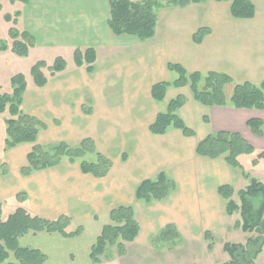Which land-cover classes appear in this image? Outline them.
Segmentation results:
<instances>
[{
	"label": "crops",
	"instance_id": "crops-1",
	"mask_svg": "<svg viewBox=\"0 0 264 264\" xmlns=\"http://www.w3.org/2000/svg\"><path fill=\"white\" fill-rule=\"evenodd\" d=\"M251 1L256 12L249 19L234 18L229 1L162 7L168 15L163 20L158 16L155 35L145 41L112 33L108 26L109 0L10 2L14 7L22 3L25 10L17 11L16 24L20 21L19 30L34 36L35 46L28 56L14 53L9 35L13 26L9 27L8 48H0L3 92H11V78L23 73L12 70L5 74L6 59L16 66L45 47L74 52L77 48L93 47L97 55L92 73L86 65L78 66L75 59L55 75L46 69L48 82L42 87L35 84L31 75V68L39 59L27 61L22 109L45 124L36 143L6 150L8 113L0 114L2 219L23 207L32 215L47 219L70 216L69 230L82 228L76 237L58 232L29 233L19 239L21 246L45 253L43 264H91V248L102 228L110 223L111 211L120 206L132 205L135 216L147 218L144 225L137 219L140 235L129 245L139 241L144 228L161 227L168 220L181 232L196 216H222L223 198L218 188L232 184L231 167L223 156L211 159L198 155L197 144L211 133L228 131L241 134L256 150H264V109L205 106L194 99L189 85L169 87L165 99L158 102L152 96V87L176 78L168 67L170 63L182 65L189 73L222 72L234 84L263 82L264 0ZM201 28L208 32L201 42H195L194 36ZM179 95L187 101L178 112L195 135L187 137L175 128L162 135L152 133L150 126L164 102ZM251 119L263 121L262 136L249 127ZM85 138L93 139L96 149L112 161L106 176L85 174L79 161L68 158L56 166L22 174L35 144L45 147L58 141L76 145ZM254 166L259 167L260 162ZM162 171L174 179L176 189L162 201H138L137 186ZM20 193L26 194L24 201L18 200ZM7 206L13 211L9 212ZM148 216L160 219L152 223Z\"/></svg>",
	"mask_w": 264,
	"mask_h": 264
},
{
	"label": "trees",
	"instance_id": "trees-1",
	"mask_svg": "<svg viewBox=\"0 0 264 264\" xmlns=\"http://www.w3.org/2000/svg\"><path fill=\"white\" fill-rule=\"evenodd\" d=\"M12 2L18 0H11ZM27 2V0H20ZM209 0H168L161 4L160 0H109L110 16L108 26L117 36H135L145 41L156 33L158 10L163 5L184 7L192 3H202ZM218 2H231L230 12L234 18H253L256 12L251 0H216ZM8 22L13 21L10 15H6ZM208 30L201 28L194 36L195 42H201ZM12 39V50L19 56H28L35 46V38L28 31H20L15 27L9 30ZM1 49L8 46L1 45ZM96 50L93 47L76 49L74 53L75 63L78 66H87L89 73L94 71L96 62ZM66 61L62 57L48 66L45 61H36L31 68V75L35 84L42 87L48 82V75H55L66 69ZM170 71H175L178 76L173 81H163L152 87L153 98L161 102L166 97L169 87H184L189 85L193 97L205 106H233L236 108L264 109V81L255 84L249 81L235 84L231 96L226 95L227 85L233 83L232 78L222 72L211 71L202 74L198 71L189 73L180 64H169ZM11 92H3L0 89V114L8 113L5 119L6 137L5 149H11L24 143H36L38 134L45 124L34 116L26 114L22 109L24 94L27 89L26 77L18 73L11 78ZM187 99L179 95L171 99L165 111H160L156 120L150 126L154 134H165L170 128L179 129L187 137L194 136V129L190 128L179 114V109L185 105ZM249 127L259 136L263 135V121L251 119ZM88 152H97L98 161L80 162L81 170L85 174L95 177H104L112 167V161L96 149L93 139H83L78 147H69L62 143L47 150L39 144H35L28 154V165L22 168L23 175H29L34 171L56 166L64 158L71 162L77 161ZM196 153L203 157L217 159L224 157L226 162L236 168H243L240 156L244 154H256L253 164L257 165L264 159V150H256L241 134L219 131L207 135L196 147ZM245 178L250 175L243 172ZM250 184L239 192L240 204L234 199L235 189L232 185L225 184L218 188L219 195L226 201V212L233 215L239 211L242 219L241 228L244 232H256L255 236L248 238L246 244L225 243L224 249L230 256L227 264H254V260L260 255L264 247V183L250 179ZM176 189V183L166 172H160L155 178L143 180L136 189L138 201L151 203L162 201L170 196ZM19 201L26 199L25 193L17 195ZM260 203L256 206V201ZM3 202L0 201V264H43L47 256L39 249L24 247L19 239L29 233L58 232L65 237H76L81 234L82 228L69 230L71 217L61 215L57 219H47L38 215H32L25 208H17L7 219H2ZM141 227L135 216L132 205H124L115 208L110 213V223L105 225L92 246L91 264H105L103 256L109 247H115L119 255L127 251L126 243L133 242L139 236ZM164 232V236L168 234ZM210 235L207 232V236ZM212 247V244L210 245Z\"/></svg>",
	"mask_w": 264,
	"mask_h": 264
},
{
	"label": "rangeland",
	"instance_id": "rangeland-1",
	"mask_svg": "<svg viewBox=\"0 0 264 264\" xmlns=\"http://www.w3.org/2000/svg\"><path fill=\"white\" fill-rule=\"evenodd\" d=\"M160 1L161 4H163L168 0ZM10 2L12 1L0 0V46L9 43L7 34L10 26L17 29H21L22 27L20 21H17L16 24L15 19L19 17L17 11L19 9L24 11L25 9L23 10L21 6L22 3L16 4V7H14ZM163 6L167 7L168 5ZM157 13L161 20L165 19L168 15V13L164 14L161 8ZM4 15H10L13 18L12 22H15L8 23V21L4 19ZM74 53V49L65 48L62 50H54L45 47L33 52L29 59H22V63L16 66L6 59L3 62L5 64V74H9L12 70L22 71L23 73L29 71V68L27 70L25 69L27 61L30 60L36 61L39 59L47 62L46 64L48 65H52L56 58L62 57L68 65L73 62ZM172 72L175 77L178 76L175 71ZM234 86V83L227 85L226 95L228 98L231 96ZM4 89H7V86L4 87ZM167 103L168 102H164L165 106L161 108L162 111L166 110ZM62 143L70 148L78 147L80 144L72 145L67 142L55 141L47 144L45 148L47 150H52V148ZM255 157L256 154L241 155L239 159L243 165L242 169L229 165L232 170L230 177L233 182L231 185L236 188V194L235 197H233L238 204H240L239 192L250 184L251 178H255L261 182L264 181V159L260 160V166L256 168L253 164ZM82 160L96 162L98 161V154L97 152H88L77 161L81 162ZM243 172L249 174L250 179L243 177ZM143 203L147 204L146 202ZM259 203L260 201L257 200L256 206H258ZM221 205L223 207L222 216H196L194 221L188 223V226H186L187 223H185L186 227H183L181 232L175 224L170 223V220L167 221L168 223L165 222V224H162L161 227L155 228L152 226L150 229L144 228V232L139 241L133 245L126 243L127 251L124 255H119L115 247H109L107 253L102 258L103 262L105 264H227L230 261V256L224 249L225 243L246 244L248 238L255 236L256 232H244L241 228L242 219L240 212L237 211L233 215H228L226 212L225 200L221 199L220 206ZM7 209H9V212L13 211L10 210L9 206H7ZM173 217L177 219L176 216ZM188 217L191 219L192 216ZM136 218L139 219L143 225L144 221L147 219H145L144 216H136ZM148 219L153 223L154 220L158 221L160 218H158V216H148ZM167 230H169L168 234L164 236L163 234ZM207 232L210 235L207 236ZM211 244L212 247H210ZM126 255L128 256L121 258ZM138 257L140 258L139 260L137 259ZM254 264H264V247L260 255L254 260Z\"/></svg>",
	"mask_w": 264,
	"mask_h": 264
}]
</instances>
